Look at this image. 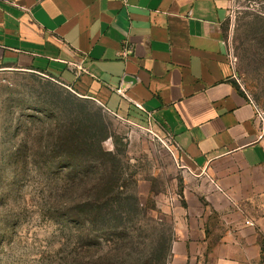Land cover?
<instances>
[{
    "label": "crops",
    "instance_id": "obj_1",
    "mask_svg": "<svg viewBox=\"0 0 264 264\" xmlns=\"http://www.w3.org/2000/svg\"><path fill=\"white\" fill-rule=\"evenodd\" d=\"M230 6L0 0V72L47 76L172 139L187 174L170 264H264V133L229 63Z\"/></svg>",
    "mask_w": 264,
    "mask_h": 264
},
{
    "label": "rangeland",
    "instance_id": "obj_2",
    "mask_svg": "<svg viewBox=\"0 0 264 264\" xmlns=\"http://www.w3.org/2000/svg\"><path fill=\"white\" fill-rule=\"evenodd\" d=\"M225 36L240 87L264 113V0H231ZM0 77V264H170L187 174L170 136L47 76ZM109 192L116 219L76 218Z\"/></svg>",
    "mask_w": 264,
    "mask_h": 264
},
{
    "label": "trees",
    "instance_id": "obj_3",
    "mask_svg": "<svg viewBox=\"0 0 264 264\" xmlns=\"http://www.w3.org/2000/svg\"><path fill=\"white\" fill-rule=\"evenodd\" d=\"M66 94H67L66 100L69 102V104L70 103L72 105L75 104V106L78 108L80 107L82 109H86L85 105H86V103H88L87 100L80 99L76 95H73L69 92H66ZM88 129H91V131H93V127H88ZM103 131H104V134L101 137L99 143H101L102 141H104L108 137V133L106 131V128H104ZM91 135L94 136V133H91ZM75 138H76V136H75ZM76 140L78 141V139H76ZM111 194H112V192L111 193L109 192V194H108L109 196H105L104 198L100 199L101 201L99 199H98V201H96L97 203H96L95 207L93 208L94 210H96L95 212L91 211V212H89L90 215H86V216L84 215V217L77 216L76 218L80 219V221L83 220L84 223H88V224L94 223V220L92 219L91 214L92 215L94 214L95 216L97 215V217H102V218L110 215L112 219H116V217L114 216V212L109 211V209H114L113 206L117 205L119 199H118V197L117 198L111 197ZM78 206H81V205L79 204ZM160 245H162V244H160ZM158 249H159V247H158ZM162 251H163V246L161 247V249H159L158 252L162 253ZM103 257H107V255H104Z\"/></svg>",
    "mask_w": 264,
    "mask_h": 264
},
{
    "label": "built area",
    "instance_id": "obj_4",
    "mask_svg": "<svg viewBox=\"0 0 264 264\" xmlns=\"http://www.w3.org/2000/svg\"><path fill=\"white\" fill-rule=\"evenodd\" d=\"M129 51L128 49H125L123 51V55L126 57L128 55ZM228 59H229V63H230V66L232 67L233 71L235 72V66H236V61H235V58L233 57V54H232V49H231V46L228 42ZM234 78L238 81L235 73H234ZM0 83H1V77H0ZM239 83V82H238ZM247 95V94H246ZM248 96V95H247ZM248 98L250 99V101L252 102V104L254 105V108H255V112H256V117L257 119L260 121V124H261V128H262V131L264 133V113L263 111H261L259 109L258 106H256L254 104V102L251 100V98L248 96Z\"/></svg>",
    "mask_w": 264,
    "mask_h": 264
}]
</instances>
